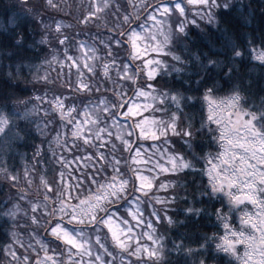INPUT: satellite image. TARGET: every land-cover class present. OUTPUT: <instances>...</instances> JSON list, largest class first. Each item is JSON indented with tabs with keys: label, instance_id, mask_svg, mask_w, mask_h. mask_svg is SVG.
Segmentation results:
<instances>
[{
	"label": "snow or ice",
	"instance_id": "snow-or-ice-1",
	"mask_svg": "<svg viewBox=\"0 0 264 264\" xmlns=\"http://www.w3.org/2000/svg\"><path fill=\"white\" fill-rule=\"evenodd\" d=\"M128 5L131 11H121L117 5L116 11L123 19L117 17L116 27L110 29L114 34L102 41L107 49V58L102 63L100 74L114 85L112 92L116 100L101 95L95 100H90L82 109L74 103H66L69 96L63 93H54L51 100H46L52 110L58 113L62 122L61 128L71 125L70 140L67 133L62 135L58 131L57 136L49 142V151L53 156L56 155L57 148H62L65 152L71 149L81 150V141L84 146L91 147L93 152L91 155L85 153L76 158L82 162L77 163L75 171L84 169L79 176L73 175V169L70 167L73 161L58 157L61 168L59 182L49 181L45 175H40L39 184L35 186V199L29 198L33 178L32 173L25 169L24 180L28 189L18 187V191L19 198L27 204L25 216L31 222L27 225L31 235L26 243L19 238L17 232H10L11 243L2 249L3 255L8 258L5 264H163L164 246L162 240L156 236L152 222L144 220L145 210L141 207L144 201L141 198L149 195L159 176L169 173L176 175L189 169L207 176V185L201 186L196 192L201 204L205 201L210 205L219 202V207L213 205L208 211L203 207H195L193 203L185 209L186 216L199 219L203 214L214 215L223 224L225 234L218 240L205 237L200 249L189 248L188 254L199 257L197 264H221L220 253L234 257L235 264H264V103L245 110L241 106L243 97L237 88L234 89L236 94L229 97L227 102L217 104L211 98L213 89L208 88L202 97L207 105L206 120L202 116L197 128L191 118H186L187 123L181 127L183 106L195 102L197 98L181 92H160L151 83L145 88L143 83L144 76L147 81H153L158 70L165 67L159 59L144 60L146 53L171 54L174 61L182 64L179 55L172 53L171 49L166 50L167 45L186 39L189 25L200 28L197 17L199 21L215 26L220 31L217 12L221 7L229 10V0H139V3L136 0H128ZM46 6L56 10L59 8L54 0H46ZM21 7L25 10L26 17H39L44 29L53 33L55 39L64 47L65 59L71 63L65 65L58 61L61 68L67 66L77 70L76 81H68L71 92L90 93L93 87L99 92L100 85L96 83L95 78L96 62L100 61L101 57L97 54V48L78 40L80 55H69L71 40L63 31L67 25L54 18H50L51 23L45 21L43 13L35 9L30 0H21ZM110 10V0H90L87 15L81 18L82 22L87 25L90 20H99ZM142 11L146 13V20L137 25L140 29L137 31L132 25L134 21L140 20ZM4 33L9 39L15 40L16 45L23 43V38L16 39L14 32L8 33V30L4 29ZM222 35L225 39L219 47L213 44L211 50L204 53L203 60L200 56L195 59L202 65L205 73L226 67V78L231 80L234 67L246 58L247 53L227 38L226 30ZM40 43H49L48 37H43ZM125 44L127 48H124ZM249 44L253 45V58L264 64V36L261 38V51L255 49L251 39ZM121 50L127 53L132 67L120 59ZM221 56L223 59H220ZM138 60L142 63H137ZM113 69L116 70L119 81L126 82L127 86L118 83L110 75ZM85 70L89 74L87 77ZM172 70L177 73L182 71L175 65ZM89 78L93 80L91 84L88 82ZM43 79L47 83V76ZM195 83L199 87L202 80L197 79ZM128 91L133 93L132 97L126 96ZM45 97L35 96L34 99L41 101L45 100ZM140 98L144 99L143 104L137 102ZM4 100L5 104L11 100L13 104L27 105V101L20 100L11 93L6 94ZM169 101L175 106L170 115L167 107ZM156 104L165 107H154ZM35 111V108L31 110L32 113ZM156 111L164 112L166 118L156 119ZM146 113L150 114L145 115ZM29 115L30 112L26 110L23 118L27 119ZM45 115H48L47 109ZM77 116L80 119H77ZM14 117L19 118L20 114L0 110V137H7L12 129L17 127L13 123ZM213 124L216 125L215 128L212 127ZM22 131L21 129L15 133L17 139H25V136L21 135ZM37 131L41 135L46 134L39 125ZM169 135L179 136L188 149L193 148V141L197 136L210 137L209 146L214 145L213 151L200 157H196L193 152L194 159L204 160V167L198 169L193 160L173 152ZM144 141L153 142L151 151L143 146ZM156 142L160 144L157 145ZM53 144L56 147H53ZM165 145L168 147L161 150ZM124 153L128 155L125 156ZM40 155L41 150L37 147L34 156ZM88 168L92 169V173L87 171ZM64 169L68 171L65 172ZM109 170L110 175H104L102 180L96 178L98 172L103 174ZM7 179L13 186L20 183L17 175L9 174ZM171 186V181L161 182L159 190L167 191ZM151 199L149 197V206ZM225 199L228 213H232L234 209L242 213L239 216V228L231 227L226 221ZM155 200L156 203L165 205L175 203V197L165 200L157 196ZM121 201L127 211L126 218L117 215L119 208L113 210L112 207L119 205ZM246 203L251 204L257 211L249 213L241 209L240 206ZM29 209L30 217L27 215ZM20 210L21 205L16 203L3 215L15 220ZM151 214L159 222L158 210L153 207ZM165 219L170 225L175 223L171 217ZM40 229H43L50 239L42 238L39 235ZM144 240L151 243H141ZM212 243H215L214 251L211 248ZM237 245H243V255ZM183 247L176 245L175 250L179 252ZM128 257H135L136 261L131 262ZM226 264H233V261L228 260Z\"/></svg>",
	"mask_w": 264,
	"mask_h": 264
},
{
	"label": "trees",
	"instance_id": "trees-1",
	"mask_svg": "<svg viewBox=\"0 0 264 264\" xmlns=\"http://www.w3.org/2000/svg\"><path fill=\"white\" fill-rule=\"evenodd\" d=\"M59 6L58 10L50 9L46 6V0H30V4L43 13V18L48 23H51L50 18L62 21L67 27L63 29L69 35L71 43L69 44V55L77 56L78 47L77 41H85L97 48V54L101 60L97 64L96 83L100 85V91L97 92L93 87L90 93H73L71 92L68 81L73 83L77 79V70L69 69L67 66L61 68L60 62L65 65L70 64L64 56V47L55 39L53 33H49L40 24L39 17L33 18L24 15V9L21 7V0H0V110L4 112H17L20 117H14L13 123L17 127L12 129L7 137H0V264H5L8 259L3 255L2 249L5 245L11 243L10 232H17L20 239L26 243L30 238L31 232L27 225L30 219H26L25 209L27 204L21 200L19 188L28 189V185L24 180L25 169L32 173L33 187L30 189V199L36 198L35 186L39 184V176L45 175L49 181L59 182V172L61 170L58 163V157H64L68 160L72 159L77 162V156H83L85 153L91 155L93 149L83 145L81 141V150L71 149L65 152L62 148L56 149V155L53 156L49 151V142L52 141L59 131L62 135L67 133V138L70 140L71 125L66 128H61L62 122L59 119L58 113L54 112L51 105L46 100H51L53 94L63 93L69 96L68 104H76L81 109L89 103L90 100H95L101 95L111 100H116L112 89L114 85L105 80L100 70L102 63L107 58V49L104 48L102 41L114 33L111 28L116 27L117 17L122 20L123 17L116 11L117 5L121 11L132 9L128 5V0H110L111 10L105 18V25L102 27H94L92 24L96 20H90L86 25L82 22V17L87 15L90 0H54ZM229 10L221 8L217 12L220 31L215 26L206 25L201 28H191L186 39L180 43H169L171 52L179 55L183 61L182 64L174 61L169 54L171 63L160 69L156 78L153 81H147L143 77L145 88L151 83L160 92H169L175 94L181 92L184 95H193L197 99L195 102L185 104L181 113L182 123H187L186 118H191L195 127L200 126L202 116L206 120L207 105L202 97L208 88H212L211 98L217 103L227 102L229 97L236 94L234 89H239V94L243 97L241 106L245 109L259 107L264 103V64L256 62L253 58L251 49L253 45L249 44V39L254 42V47L257 51H261V38L264 36V0H235L230 3ZM51 10V11H50ZM50 11V13H48ZM144 13L141 12L140 20L134 21L133 27L137 26L144 19ZM4 29L8 33H15L16 39L23 38L21 45H16L15 40L9 39L4 33ZM227 32V38L239 45L246 53V58L239 61L238 66L234 67L232 79L226 78V67L222 66L217 70H212L210 73H205L202 70V65L197 62L195 57L200 56L203 60L204 53L209 52L215 44L224 41L225 36L222 32ZM43 37H48L49 43H40ZM247 37V38H246ZM246 38V39H244ZM128 46L125 44L124 48ZM53 57H56L54 60ZM120 59L129 63L127 53L120 51ZM220 59H223L221 56ZM180 67L181 72L177 73L172 70V66ZM81 68L83 65L81 64ZM71 73V75H70ZM86 77L89 75L85 70ZM110 75L117 80L118 83L125 84L126 82L119 81L116 77V70L113 69ZM47 76V83L43 79ZM202 80V85L197 87L195 81ZM88 82H93L89 78ZM141 83V81H138ZM204 85H207L205 87ZM150 91V89H148ZM11 93L20 100L27 101V105L13 104L9 100L5 104L4 96ZM47 96L45 97V94ZM133 93L128 91L126 96L132 97ZM35 96L45 97V100L37 101ZM226 106V104H225ZM157 108H163L164 105H156ZM170 115L171 111L175 110V106L168 102L167 105ZM35 108L34 113L31 110ZM45 109L48 115H45ZM29 111L30 115L27 119L23 118V113ZM76 115V114H74ZM158 116V117H156ZM155 118H166V114L162 111H156ZM123 122V121H121ZM37 125L46 134L41 135L37 131ZM103 126V123H101ZM216 127L215 124L212 125ZM23 130L21 135L25 139H17L15 133L18 130ZM171 136V135H169ZM175 149L173 152L182 154L186 159L193 160L198 169L204 167L203 159H194L193 152L196 157L202 154H207L213 151L210 147V137L197 136L193 141V148L188 149L183 140L176 136ZM97 143L98 142H95ZM148 143V142H147ZM150 146V143L147 144ZM39 147L41 155L35 157L34 153ZM53 147H56L53 144ZM218 151V149H216ZM104 151V149H101ZM127 156V153H124ZM39 161V163H37ZM68 169H64L67 172ZM92 173V169H89ZM17 175L20 178L18 186H13L12 182L7 179V175ZM104 175H110V170L103 174L97 173L96 178L102 180ZM79 176V175H78ZM164 183L172 182V186L167 191H162V199L169 200L175 197V203L172 204H155L151 199V204L155 206L158 213L171 217L175 223L170 225L168 220H163V225L158 226V235L162 239L164 251L162 255L163 264H197L199 257L189 255L188 249L199 250L205 242V237L219 239L224 233L223 224L217 220L216 216H208L203 214L197 219L194 216H186L185 209L195 204V207H203L210 211L212 206L219 207V202H213L212 205L205 201L201 204L200 197L196 194L197 189L207 185V176L202 172H193L190 169L179 174L171 173L161 175ZM79 191V190H78ZM87 191V189H85ZM187 196V199L184 197ZM149 198V197H148ZM147 198V199H148ZM19 203L21 210L17 213L16 219L12 220L8 216L3 215L14 204ZM250 204L241 205V209L248 210L252 208ZM113 209L120 208V205L112 206ZM227 200L225 199L224 209L225 218L231 227L239 228V216L241 212L235 209L232 213L227 212ZM30 217V209L27 212ZM181 221H184L181 223ZM39 235L44 239H50L43 229L39 230ZM34 243V241H33ZM176 245H183V249L179 252L175 250ZM211 248L215 249V243L211 244ZM243 248V245H240ZM22 252L23 249H20ZM228 260H232L235 264V258L227 256L224 253L219 254L221 264H226Z\"/></svg>",
	"mask_w": 264,
	"mask_h": 264
},
{
	"label": "rangeland",
	"instance_id": "rangeland-1",
	"mask_svg": "<svg viewBox=\"0 0 264 264\" xmlns=\"http://www.w3.org/2000/svg\"><path fill=\"white\" fill-rule=\"evenodd\" d=\"M233 1H235V0H229V3L233 2ZM136 2L139 3V0H136ZM222 2H223V0H222ZM221 8H223V7H221ZM191 15H192V13H191V11H190V12H189V16L191 17ZM104 18H105V17L102 15L101 19H104ZM145 20H146V16H144V19L141 20V21H145ZM197 20H198V22L200 23L201 27H205V26L207 25L204 21H199V18H198V17H197ZM148 23L151 24L150 21H148ZM134 27L137 28V31H140V29H139L137 26H134ZM201 27H200V28H201ZM191 28H196V27L193 26V25H189V29H191ZM160 39H163V37H160ZM145 43H152V41H145ZM168 45H169V44H168ZM168 45H167V47H166V50L169 48ZM78 55H80V53H78ZM149 58L159 59V60L161 61V63L165 65V67L167 66V63H171L169 55H157L156 53H151V52H149V53H146V54L144 55V60H147V59H149ZM137 63H142V61H139V60H138ZM161 69H162V68H161ZM159 70H160V69H159ZM159 70H158V71H159ZM145 77H146V76H145ZM146 78H147V77H146ZM132 96H133V95H132ZM133 98H134V97H133ZM137 102L143 104L145 101H144L143 98H140ZM156 105H157V104H156ZM156 105H154V107H156ZM125 110H126V109H125ZM149 114H150V113H146L145 115H149ZM155 116H156V112L154 113V117H155ZM156 117H158V116H156ZM138 118H139V117H137V119H138ZM79 119H80V118H79ZM156 119H161V118H156ZM233 119H235L234 116H233ZM122 123H123V122H122ZM85 135L87 136V133H85ZM147 142H148V143H147ZM142 143H143V146H144V147L149 148V151L152 150V144H153L152 141H144V142H142ZM145 143H147V144L150 143V146H147ZM156 144L159 145L160 142H156ZM161 149H162V148H161ZM77 157H82V156H77ZM70 161H73L72 165H70V167L73 169V175H75V176L80 175V172L84 171V169L81 168L79 171H75V169H76L77 163L82 162V161H77V162H75V161L72 160V159H70ZM161 163H163V162L161 161ZM89 169H91V168H88L87 171H89ZM67 171H68V170H67ZM160 178H161V176H159V177L157 178V180L155 181L152 190L149 192V195L146 196V197H142V198H141V199L144 201V203L141 205V207L145 210L144 220H145V221H151V222H152L153 227H154V229H155V234H156V236H157L158 238L161 239V237H159V235H158V226H159V222H160L161 225H163V220H165V217H167V215H165V214L162 215V214L158 213L160 219H159V222H157L156 217L152 216V214H151V213H152V209H153V207L155 208V206L152 205V204H151V206H149V198H148V197H151V198L154 200V203L156 204L155 197H157V196L161 197V194L164 195V193H163L161 190H159V184H160L161 182H164L163 179H160ZM59 179H60V178H59ZM137 195H139V194H137ZM147 198H148V199H147ZM161 198H162V197H161ZM157 204H160V203H157ZM119 205H120V208H119V211L117 212V215H118V216H121V218H126V217H127V211L125 210L124 202L121 201V203H120ZM250 206L252 207L251 204H250ZM250 206H249V207H250ZM113 210H115V209H113ZM245 211H248L249 213H255V212L257 211V209H255L254 207H252V208H250V209H248V210H245ZM134 223H135V222H133V225H134ZM135 230H136V231H140V229H135ZM144 230H147V229H144ZM161 240H162V239H161ZM162 242H163V241H162ZM141 243H143V244H150L151 242H150V241H147V240H144V241H141ZM109 246H110V244H109ZM133 248H134V245H133ZM237 248L240 250V254L243 255V248H240V245H237ZM114 251H115V250H114ZM128 260L131 261V262H135V261H136V258H135V257H128Z\"/></svg>",
	"mask_w": 264,
	"mask_h": 264
},
{
	"label": "bare ground",
	"instance_id": "bare-ground-1",
	"mask_svg": "<svg viewBox=\"0 0 264 264\" xmlns=\"http://www.w3.org/2000/svg\"><path fill=\"white\" fill-rule=\"evenodd\" d=\"M51 11V10H50ZM50 11L48 12V13H50ZM219 11V10H218ZM144 16H146V14H144ZM50 21H52L51 19H50ZM105 19H99V20H96V22L95 23H93L92 25L94 26V27H102V26H104L105 25ZM247 38V37H246ZM246 38H244V39H246ZM256 62H259L258 60H256ZM260 63V62H259ZM80 117L79 116H77V119H79ZM176 136L175 137H173V136H169V144L171 145V148H172V151L175 149V141H176ZM166 147H168L167 145H165V146H162L161 148V150H164V148H166Z\"/></svg>",
	"mask_w": 264,
	"mask_h": 264
}]
</instances>
